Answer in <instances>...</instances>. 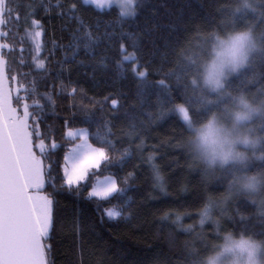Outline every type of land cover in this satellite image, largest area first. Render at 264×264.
Masks as SVG:
<instances>
[{
  "label": "trees",
  "instance_id": "16d2710c",
  "mask_svg": "<svg viewBox=\"0 0 264 264\" xmlns=\"http://www.w3.org/2000/svg\"><path fill=\"white\" fill-rule=\"evenodd\" d=\"M34 2L42 5L35 18L41 19L44 24L45 34L40 38L46 45L43 57L48 56L53 40L67 45L77 27L68 17L60 15L59 4H64L66 8L71 3H77L80 8L78 15L83 17L86 24L92 25V31L95 36L100 37V43L93 45L95 56H92L85 54L82 41L81 51L74 60L72 49L57 50L48 61L49 71H32L27 81L35 76L41 92L46 90L45 83L47 90L51 91L54 82L55 91L59 93L60 82L63 80L69 88L78 86L87 93V97H94L96 100H102L110 93L113 94L112 98L121 99L116 94L123 92L127 99L123 101L121 111L127 110L135 116L140 134V139L125 141L124 144L127 147L131 143L133 158L119 175L123 177L128 172H135V179L129 181L127 196L110 198L98 210L95 201H82L66 190H59V195H55L50 187L43 190L56 201L53 209L54 226L44 243L48 264H183L186 245L204 248L215 238V225L200 226L199 209L207 193L224 191L223 181L211 184L203 181L199 171L191 166L182 146L186 126L177 106L184 105L188 108L193 119H199L202 113L193 105L192 95L190 101L181 95V90L175 86V77L171 75L165 77L162 73H154L149 76L151 81L156 82V86L142 99L137 97L136 82L131 76L126 80L115 77L113 60L119 59L116 51L118 45L114 43L109 48L103 34L105 25L110 24V30L122 29L133 34L134 38H141L145 50L150 47L148 41L157 39L158 43H162L159 38L170 35L175 54L169 57V63L163 64V71L166 72L175 67L177 59L181 63H188L187 58L197 51L200 38L223 26L221 21L229 16V10L224 5L231 4L233 7V0H142L141 6L137 8V15L130 17H121L119 9L114 5L97 9L92 4L84 5L82 0ZM247 19L260 24L255 15ZM97 21H100L98 31ZM244 22L245 19L240 20V23ZM121 42L128 45V41ZM29 44L30 41H26L24 45L26 61L29 59ZM133 51L132 47H128L129 53ZM101 56L109 57L107 68L99 65ZM15 57L18 61L19 46ZM80 60L84 64L76 63ZM62 65L64 68L72 67L70 76L67 71L61 73ZM148 68L150 71H159V57ZM17 71L28 73L30 70L28 67H18ZM249 71H254L259 80L260 74L264 73V59L258 55L254 69ZM191 74L192 72L188 76H182L190 93ZM160 80H164L165 84L160 85ZM240 83L241 77H236L229 82V86L236 87ZM168 88L171 89V98L167 93ZM55 98V114L50 116L46 124L51 125L56 130L57 139L66 144L67 140L61 136L64 131L63 118H71L75 113L77 118L71 126L86 127L80 122L83 113L79 105L83 103L89 108L93 105L88 98L81 99L79 95L75 97L76 108L72 107L74 98L71 96L64 98L57 95ZM110 103L109 100L104 105L105 114L111 111L108 107ZM97 115L100 113L97 112ZM115 124L114 131L117 135H121V129L129 130L128 122L123 117L115 121ZM92 130H96L95 125ZM137 145L140 150H136ZM114 155H119V152ZM108 174L102 172L99 175ZM129 197L131 200H128ZM125 201H128L127 204ZM112 205L119 207L124 215L115 220L105 217L101 222L102 209ZM127 209L131 210V216H125ZM252 211L253 206L248 200L239 199L232 205L230 218H225L220 227L236 230L243 228L254 231L257 235H264V224L259 223L254 216L247 215ZM242 216L245 218L241 219Z\"/></svg>",
  "mask_w": 264,
  "mask_h": 264
},
{
  "label": "snow or ice",
  "instance_id": "6c2138e0",
  "mask_svg": "<svg viewBox=\"0 0 264 264\" xmlns=\"http://www.w3.org/2000/svg\"><path fill=\"white\" fill-rule=\"evenodd\" d=\"M112 2L113 0H82L84 5L93 4L97 9H104ZM115 2L119 4V15L128 17L137 15V8L141 6L142 0ZM41 7L34 0L27 3L25 0H0V264H48L43 241L48 238L54 226L53 209L56 201L49 195L39 194L45 188H52L55 195L60 194L59 190H66L82 201H95L97 209L101 210L100 205L110 198L127 196L129 181L135 179V172H128L123 177L119 175L133 158L131 143L125 147V141L140 139L135 116L127 110L121 111L123 101L127 99L125 93L116 94L121 99L112 98L113 94L110 93L102 100H96L94 97H87V93L78 86L69 88L63 80L60 82L59 93L55 91L54 82L51 91L47 90L45 83L46 90L41 92L35 76L27 81L32 71H49L48 61L57 50L72 49L74 60L81 51L82 41L85 54L92 56H95L93 45L100 43V37L95 36L92 31V25L86 24L83 17L78 15L80 8L77 3H71L66 8L64 4H59L60 15L68 17L77 27L67 45L53 40L48 56L43 57L46 45L40 38L45 34L44 24L41 19L35 18ZM224 8L230 12L232 5H224ZM253 11L258 13L257 19L264 24V11L255 8ZM241 19L247 20V17ZM99 25L100 21H97V31ZM110 29V24L105 25L103 36L109 48L114 43L118 45L116 51L119 59L113 60L115 77L126 80L131 76L136 82L137 97L142 99L156 86V82L151 81L149 76L162 73L165 77H175V86L181 90V95L186 100H191L192 93L182 76H188L194 70L192 66L177 59L175 67L163 71V64L169 63V57L175 54L170 35L161 36L159 39L162 43H158L157 39L148 41L150 47L145 50L141 38H134L133 34L122 29ZM26 41H30L27 61L24 58ZM121 41H128V45ZM17 46L18 61L15 57ZM128 47H132L134 51L129 53ZM65 56L67 60V53ZM158 57L161 61L160 70L150 71L148 65ZM108 60V56H101L98 63L107 68ZM76 63L84 64V61ZM18 67H28L30 71L22 73L17 71ZM64 71L70 76L72 67L64 68L62 65L61 73ZM158 83L164 85L165 81L160 80ZM167 93L171 98L170 88ZM57 95L73 97V108L77 107L75 97L78 95L81 99L88 98L93 105L92 108L83 103L79 105L83 113L80 122L86 127L71 126L77 118L75 113L71 118H63L64 131L61 136L67 140L66 144L58 140L56 130L46 124L50 116L55 114ZM109 100L111 103L108 107L111 111L105 114L104 105ZM177 110L183 121L189 118V110L184 105H179ZM97 112L100 113L99 116ZM121 117L128 122L129 130L121 129V135H117L114 131L115 121ZM93 125L96 126L95 131L92 130ZM117 145L121 147L118 148ZM136 150H140L139 145ZM117 152L119 155H114ZM102 172L109 174L101 178L99 174ZM121 184L124 186L121 187ZM123 215V211L116 210L115 206L105 208L102 209L101 222L105 217L115 220ZM195 250V246L186 245L185 251L189 254Z\"/></svg>",
  "mask_w": 264,
  "mask_h": 264
},
{
  "label": "clouds",
  "instance_id": "9594fccd",
  "mask_svg": "<svg viewBox=\"0 0 264 264\" xmlns=\"http://www.w3.org/2000/svg\"><path fill=\"white\" fill-rule=\"evenodd\" d=\"M254 8L264 11V0H233L223 26L203 35L188 56L193 105L202 115L184 121L182 146L203 181H223L224 191L207 193L199 209L200 226L215 225V238L186 251L183 264H264V235L220 227L239 199L248 200L253 211L247 215L264 224V73L258 80L249 71L258 55L264 59V24L240 23L257 16ZM236 77L240 85L230 87Z\"/></svg>",
  "mask_w": 264,
  "mask_h": 264
},
{
  "label": "rangeland",
  "instance_id": "374dc122",
  "mask_svg": "<svg viewBox=\"0 0 264 264\" xmlns=\"http://www.w3.org/2000/svg\"><path fill=\"white\" fill-rule=\"evenodd\" d=\"M93 5V4H92ZM111 5H114V6H116L118 9H119V4L118 3H116L115 2V0H113V2L110 4V5H108V6H106V7H109V6H111ZM93 6H95V5H93ZM128 17H130V16H128ZM141 70H143V69H141ZM179 106V105H178ZM178 106H177V109H178ZM178 111V110H177ZM179 113V112H178ZM179 115H180V113H179ZM180 118H181V120L183 121V119H182V117H181V115H180ZM184 122V121H183ZM185 123V122H184ZM75 128V127H74ZM37 154H39V152H38V150H37ZM104 175H101L100 177L102 178ZM40 195H46L43 191H41L40 193H39ZM112 207H114V205H112V206H109V207H107V208H112ZM116 207V210H118V211H120V209H119V207H117V206H115ZM125 216H131V210L130 209H127L126 210V213H125ZM43 243H45V240L43 241Z\"/></svg>",
  "mask_w": 264,
  "mask_h": 264
}]
</instances>
